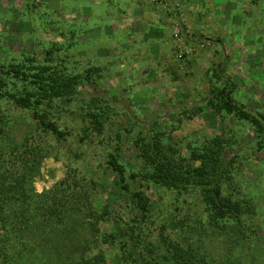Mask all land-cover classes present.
<instances>
[{
    "label": "rangeland",
    "instance_id": "obj_1",
    "mask_svg": "<svg viewBox=\"0 0 264 264\" xmlns=\"http://www.w3.org/2000/svg\"><path fill=\"white\" fill-rule=\"evenodd\" d=\"M55 44H63L72 70L103 68L96 91L107 97L112 115L104 135L90 132L83 141L84 123L75 111L92 88L81 89L74 103L63 101L53 110V120L66 130L68 141L40 131L46 153L31 185L42 192L73 173L84 177L81 196L86 195L80 210L70 213L73 216L64 225L57 229L51 224L54 231L49 226L44 233L39 219L33 220L23 234L38 238L36 252L21 254L23 243L11 249L12 238L2 243L4 248L0 242V264H72L61 260L70 245L74 261L78 257L81 262L76 253L86 246L85 256L93 262L100 251L107 264H125L120 245L129 237H122V231L126 222L139 224L119 177L104 164L118 130L127 180L133 190L149 195L157 211L156 223L143 231L152 235L151 242L163 246L158 234L166 224L165 234L189 244L180 235L181 219L188 213L187 228L203 213L201 197L188 195L185 204L175 192L131 177L143 168L134 145L140 123L164 132V150L176 155L190 156L201 143L222 137L224 160H233L236 168L223 188L248 199L250 208L242 224L233 229L235 223H229L222 235L208 230L200 243L211 264H264V149L258 147L264 131L232 113L219 115L215 101H209L213 86L231 84L237 103L264 113V0H0L2 61L22 55L40 59ZM5 109L11 128L1 143L8 150L38 129L30 111L10 105ZM86 198L91 205L86 206ZM105 205L112 215L98 223L96 231L92 220ZM88 209H92L89 219ZM236 228L237 234L232 231ZM111 234L116 237L112 241Z\"/></svg>",
    "mask_w": 264,
    "mask_h": 264
},
{
    "label": "trees",
    "instance_id": "obj_2",
    "mask_svg": "<svg viewBox=\"0 0 264 264\" xmlns=\"http://www.w3.org/2000/svg\"><path fill=\"white\" fill-rule=\"evenodd\" d=\"M183 34V33H182ZM0 49V51H2ZM65 48L63 44L46 49L43 58L33 55H22L14 60H3L5 53H0V242L6 243L13 239L12 248L18 247L19 243L24 246L20 249L21 254L26 255L28 251L38 250V238L31 235L24 237V232L31 227L33 220L39 219V229L56 230L65 224L68 216L80 210L82 195V180L71 173L69 176L54 183L49 189L36 192L31 185V179L36 170L44 161V141L41 132L53 134L60 142L68 141V134L63 127L53 120L52 114L56 107L63 101L74 103L77 93L81 89L92 88L85 96L84 105H81L76 115L81 116L82 123L80 131L81 140H86L90 132L104 135L106 123L110 119L111 107L106 96L97 90V83L103 77L104 70L100 66H88L74 71L68 67V56H63ZM219 69H215V75L219 76ZM232 85L213 86L210 90L212 97L209 101H215L216 111L219 115L232 113L241 120L250 122L256 130L264 131V113L250 111L243 104L237 103L232 96ZM5 105L14 106L23 111H30L32 118L37 124L35 133L26 136L22 143L4 149L2 138L10 133V119L6 114ZM11 110V109H10ZM135 112H133L134 114ZM80 133V134H81ZM163 133L151 127L141 125L135 134L134 145L143 168L131 173L132 178H140L148 184H156L176 193L178 200L182 203L188 199V195L201 197L203 213L187 228L189 221L188 213L185 214L180 231L181 238L189 243L173 239L171 234H165L166 224L161 225L159 232L160 241L163 246L151 242V236L143 231V227H150L156 223L157 212L154 202L144 190H133L127 180L126 165L120 160L122 151V137L120 130L115 137L112 150L108 152L105 160L106 167L119 177L120 183L129 196L134 207L138 226L129 225L122 231V237H129V241L121 243V259L125 264H211L209 255L202 244L201 237L208 236L209 232L222 235L227 232L229 223L242 224L243 216L250 208L248 199H243L237 193L228 192L223 188L224 182L233 178L235 166L233 160H224L225 143L221 136L201 143L190 156L169 153L162 146ZM259 149H264V139L258 141ZM91 179L90 182H93ZM86 198V206L91 205ZM105 205L102 212L92 220L93 229L99 231L98 223L110 219L112 209ZM181 209V208H180ZM92 209H88L90 218ZM191 217V213H190ZM180 220V219H179ZM121 221V220H120ZM192 221V220H191ZM53 224V226H51ZM76 224H74L75 227ZM26 227V228H25ZM138 229V232L136 229ZM235 234L239 230H233ZM211 230V231H208ZM22 235H17L19 233ZM39 230L41 239L43 232ZM137 232V233H136ZM42 234V235H41ZM232 235V234H231ZM13 236V237H11ZM48 236V235H47ZM116 237L111 234L109 240ZM11 239V240H12ZM104 239L107 240L106 236ZM138 240H143V243ZM149 240V241H148ZM233 240V239H232ZM105 241V240H104ZM191 241V242H190ZM194 241L198 242L194 246ZM131 243V244H130ZM0 244V245H1ZM201 244V245H200ZM74 245V244H73ZM143 245V246H142ZM40 246V245H39ZM66 248V255L61 254V260L67 259L69 263L77 264H107L104 252H98L93 262L85 256L88 247L83 246L76 256L81 262L74 258L75 251ZM58 247H61L59 245ZM4 248V245H1ZM66 260V261H67Z\"/></svg>",
    "mask_w": 264,
    "mask_h": 264
},
{
    "label": "crops",
    "instance_id": "obj_3",
    "mask_svg": "<svg viewBox=\"0 0 264 264\" xmlns=\"http://www.w3.org/2000/svg\"><path fill=\"white\" fill-rule=\"evenodd\" d=\"M256 1V0H255Z\"/></svg>",
    "mask_w": 264,
    "mask_h": 264
}]
</instances>
